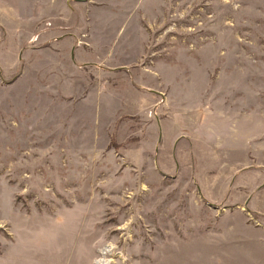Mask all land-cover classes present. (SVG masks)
Here are the masks:
<instances>
[{"label":"rangeland","instance_id":"374dc122","mask_svg":"<svg viewBox=\"0 0 264 264\" xmlns=\"http://www.w3.org/2000/svg\"><path fill=\"white\" fill-rule=\"evenodd\" d=\"M161 1L106 71L0 24V264H264V0Z\"/></svg>","mask_w":264,"mask_h":264},{"label":"crops","instance_id":"0c3cea01","mask_svg":"<svg viewBox=\"0 0 264 264\" xmlns=\"http://www.w3.org/2000/svg\"><path fill=\"white\" fill-rule=\"evenodd\" d=\"M24 4V0H12L8 7L0 5V24L18 26L16 32L20 26L40 24L42 39L62 40L67 45L50 51L70 57L75 66L81 61L95 62L89 66L96 69L97 62H101V71L111 68L112 58L119 54L117 42H127L125 50L129 54L135 41L146 39V23L153 22L162 7L161 0H42L26 14Z\"/></svg>","mask_w":264,"mask_h":264},{"label":"bare ground","instance_id":"6f19581e","mask_svg":"<svg viewBox=\"0 0 264 264\" xmlns=\"http://www.w3.org/2000/svg\"><path fill=\"white\" fill-rule=\"evenodd\" d=\"M110 251H111L110 248L109 249L108 248H105V249L102 250V254L103 255H108L110 253Z\"/></svg>","mask_w":264,"mask_h":264}]
</instances>
